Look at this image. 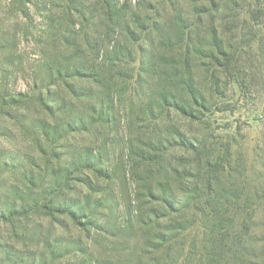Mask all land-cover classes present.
I'll list each match as a JSON object with an SVG mask.
<instances>
[{
    "label": "rangeland",
    "instance_id": "obj_1",
    "mask_svg": "<svg viewBox=\"0 0 264 264\" xmlns=\"http://www.w3.org/2000/svg\"><path fill=\"white\" fill-rule=\"evenodd\" d=\"M111 3L0 0V210L26 211L0 264H164L175 234L181 264H214L219 231L264 262V0ZM68 53L103 73L33 100Z\"/></svg>",
    "mask_w": 264,
    "mask_h": 264
},
{
    "label": "trees",
    "instance_id": "obj_2",
    "mask_svg": "<svg viewBox=\"0 0 264 264\" xmlns=\"http://www.w3.org/2000/svg\"><path fill=\"white\" fill-rule=\"evenodd\" d=\"M104 4L106 6V12L115 10L116 4L112 5L111 0H104ZM212 39H213V44L216 47H219L220 41L218 40V35L215 29H212ZM120 54H125V53H120V49L118 48V50L116 51H110L109 53H107V58H113L114 56H117ZM73 58L74 56H72L71 53H68L66 55L64 54L62 57L54 58L53 56L50 60L49 59L44 60L43 64H44V67L47 69L48 78H46L47 81L45 79L36 80L37 85L35 86L36 83H34V91L31 95L33 100H39V101L42 100L41 99L42 90L43 88L46 87L47 82H49L53 76L56 77L58 83H65L70 88V90L73 91V83L69 81L71 78H78L80 80H89L90 78H93L94 76H97V75H101L103 73L104 69L101 63L93 62L90 64H85V63L78 64V63H73L74 62ZM187 86H188V92L191 98L198 101L200 99V96L198 94L197 89L193 85H190V84H188ZM97 102H99V99L97 100ZM175 104H176L175 106L179 110H182V111L186 110L185 106H183L179 102L176 101ZM0 113H3V114L5 113L4 107H0ZM72 126H73L72 121H69V122L67 121L63 124V127L65 130H70L69 128H71ZM167 190L168 189H166L165 191ZM210 190L213 192V189H210ZM163 200L168 203L170 212L172 213L180 212L182 205L181 206L177 205V203L174 201V198L172 197V191H170V194L165 192ZM31 206H32L31 210H34V209L37 210L39 207L40 208L42 207V205H39L37 203V200H35ZM72 206L74 205H71V206L63 205L61 207L60 206L59 207H47L46 206V208H48L49 210L53 212L64 213L77 221V219L81 218V215L79 214L80 211L73 209ZM13 207H16V206H13ZM20 207L26 208V204H22ZM25 212L26 211H23V210L21 211L18 208H12V207L8 208L6 212L0 210V220L10 221L16 218L17 216L25 214ZM171 228L170 230L172 232L174 230H177V232H182L183 230V226L181 222H178V225H174ZM218 233L221 235V237L219 239V242L218 241L216 242L214 259H213L214 264H264V262H258L259 256L253 257V255H247L246 253L247 246L242 245L241 243L240 244H237V242L228 243L227 241H224L223 243H221V239H225V237L222 236L221 231H219ZM177 236L178 235L176 234L169 235V238L166 241L168 243L167 248L169 249V251L166 253L165 259L163 260L164 264H181L180 257L174 258L171 255V249L174 245V241L178 240ZM232 246L233 247L236 246L237 249L236 251L233 250L230 258H227L226 253L220 252L224 248L228 249L229 251H232ZM239 246H242L244 249L241 251L242 255L237 253V251H240V248H241ZM217 255L219 259H216ZM263 258H264V255H263ZM159 264L161 263L159 262Z\"/></svg>",
    "mask_w": 264,
    "mask_h": 264
}]
</instances>
